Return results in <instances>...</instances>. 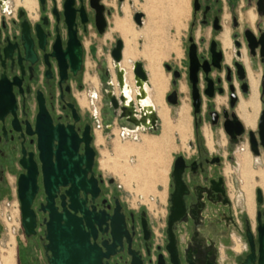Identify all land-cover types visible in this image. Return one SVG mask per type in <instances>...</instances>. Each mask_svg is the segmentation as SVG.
<instances>
[{
    "label": "flooded vegetation",
    "instance_id": "1",
    "mask_svg": "<svg viewBox=\"0 0 264 264\" xmlns=\"http://www.w3.org/2000/svg\"><path fill=\"white\" fill-rule=\"evenodd\" d=\"M98 4L103 6V23L97 24L96 15L99 11L95 7L96 0H0V201L15 199L20 217L17 193L19 177L27 175L22 180V186L34 187L31 204L34 232L25 236L22 228L20 229L18 235L21 239L17 250L16 247L14 249V264L23 262L19 246L25 249L28 257L25 264H48L46 255L49 252L45 253L44 250V223L48 221L49 213L41 208L46 205L45 183L52 181V165L56 160L54 152L58 141L51 138L54 132L63 138L62 131L65 128L74 135L78 156L84 155L87 140L94 152L90 170L86 173V181L90 182L93 189L87 194L79 191L76 199L82 201L87 213L92 216L89 241L102 254L101 264H129L131 261L133 264H226L229 256H232L234 264H242L251 250L254 254L252 264H257V228L259 224H264V211L255 209L253 193L256 189L261 190L260 204L256 203L255 195V203L261 206L264 203V186L254 178L252 212H249L245 194L241 190L238 156L248 154L250 167L254 171L262 170L264 166L253 168L247 145L241 147L243 143L247 144V133L250 130L256 131L257 117L253 128L246 127L238 117L236 109L241 99L247 100L249 83L247 93L242 94L241 82L237 81L231 67L236 60L234 42L242 43L246 30L256 33L255 26L258 22L263 27L264 19L259 20L256 14L257 0H190L186 58L189 46L194 44L200 62H210L212 52L221 53L222 69L220 72L210 69L208 76L214 84V96L210 99L203 95L204 75L201 71L198 73L197 87L202 103L200 114L193 116L194 140L192 142L189 139L187 143L191 153L189 156L177 154L172 160L170 183L165 192L162 205L164 213L161 215H158L157 208L148 211L146 207L133 206L132 201L122 200L117 193L119 186L102 174L100 166L97 167V151L94 146L97 135L104 142L103 131L113 129L114 124H122L119 128H114L119 130L121 140L131 139L133 143H139L141 136H145L142 134L146 131L157 133L158 122L160 125L155 105H148L155 117L153 126L147 119L142 120L135 107L134 114L126 116L137 122L133 124L119 119V112L115 114L106 97L111 89L116 97L118 95L116 81L114 83L111 79L114 71L110 52L115 42L122 40L121 38L113 37V41L103 48V55L109 57L111 72L104 64H100L98 68L86 66V59L91 61L95 55L96 39H102L112 28L111 10L102 0ZM28 6H31V10ZM249 13L254 16L252 24L247 20ZM224 34L227 37L225 45L222 42ZM123 50L124 42L122 53ZM239 51L242 62L243 58L246 59V66L243 62L246 75L247 68L254 72L249 67L245 49ZM256 63L259 64L257 59L254 60L255 65ZM227 66L232 69L230 82L226 81L224 71ZM175 70L179 72V78L173 86L172 72ZM185 71L191 105L188 58ZM167 72L171 73V89L166 97L175 90L176 105H180V94H185L186 90L183 84L184 92L181 93L178 89L181 71L170 67ZM86 75L96 81L95 87L85 81ZM217 78L221 80L219 84L216 83ZM132 84L134 88V83ZM149 86L147 75L144 93L145 87ZM229 86H232L233 94L237 97L233 108L229 106ZM217 88H222L224 92L218 95ZM258 89L260 90L259 83ZM99 94L104 103H101L98 110L95 103ZM82 96L86 100L83 107L78 101ZM146 99L145 93L144 100ZM184 99L186 101L185 97ZM130 100L134 102V97ZM148 101L150 102L149 98ZM224 111L227 114L233 111L243 124L244 133L237 138V144L230 143V138L222 129V124L230 119L229 115H224ZM93 125L96 129H93ZM204 129L208 133L207 138ZM213 132L218 136L222 134L226 145L215 142ZM147 135L152 137L151 134ZM259 149L262 153L261 148ZM235 150L239 152L233 167L237 173V197L242 200L243 212L235 208L223 173L224 160L229 161ZM177 157L182 158V163H178L179 166L182 165L179 214L168 225L170 197L175 190L171 172ZM224 172L228 175L229 169L226 168ZM61 181L64 182V179ZM69 186L70 183L66 186L57 184V190L50 197L55 213L62 212V202L68 207L65 191ZM158 203L159 201L156 202ZM75 216L80 217V213L76 212ZM82 223L84 225L83 221ZM233 234L238 236V240L231 237ZM169 244L171 252L167 248ZM233 253L236 255L233 256Z\"/></svg>",
    "mask_w": 264,
    "mask_h": 264
},
{
    "label": "water",
    "instance_id": "2",
    "mask_svg": "<svg viewBox=\"0 0 264 264\" xmlns=\"http://www.w3.org/2000/svg\"><path fill=\"white\" fill-rule=\"evenodd\" d=\"M99 0H96V9L99 11L96 15V23H103L102 11L103 6L98 4ZM121 1V0H119ZM42 2V0H40ZM256 14L259 20L264 19V0H257L256 4ZM143 14L141 12H134L132 15V20L136 26L142 25ZM256 33L246 30L244 31V40L242 43L234 42V47L236 48V60L232 64L233 72L235 73L237 81L241 82L240 89L242 94L247 93V75L246 68L242 62L240 49L244 48L246 51V56L248 58V64L252 71L256 70V65L254 60H258L261 67L260 71V81H259V102L261 108L259 110L258 119L256 123V131L250 130L247 133V147L249 152L253 157H258L260 155V149L264 154V29L262 25L258 22L255 26ZM191 41V39H190ZM214 44V43H212ZM122 40H117L110 52V58L112 61V66L116 68V65L120 63L122 59ZM188 58V82L190 84V96H191V108L193 116H198L201 110V97L197 87L198 84V73L201 71L204 75L203 81L205 82V89L203 95L206 98H213L214 96V84L213 80L208 76L210 69H214L220 72L222 67L220 65L222 60L221 53H211L210 62L199 61L196 55V47L191 44L188 48L187 53ZM163 68L166 71H170V66L165 64ZM232 69L227 66L224 68L226 73V81L230 82V74ZM132 74L135 81L145 82L146 72L144 70L143 64L140 61L133 62ZM172 85L176 84V79L179 78V72H172ZM220 79H216V83H220ZM113 89L108 91L106 94L107 99L115 114L119 112L118 118L124 119L130 123H133L130 119L125 116L126 108L123 107L122 95H117L112 92ZM230 92V108L234 107L236 96L233 94L232 86L228 87ZM112 92V93H110ZM216 92L221 95L224 90L222 88H217ZM166 102L170 105L177 104V94L176 91H172L167 97ZM212 115H216L212 113ZM224 115H229L230 119L222 124V129L224 133L230 138V143L237 144V138L244 133L243 124L238 120L236 114L232 111L227 114L224 111ZM155 117L153 115L151 119V126L154 125ZM134 124V123H133ZM63 138H60L56 132H54L51 140L58 141V145L55 147V163L52 165L53 177L50 183H45V192L47 194L46 205L41 209L43 211H48V221L45 224V241L44 245L46 260L48 264H101L102 254L99 249L92 245L89 241L91 235L93 219L86 211V208L82 204V201H78L77 194L81 191L83 194L91 192L93 186L90 182L86 181V173L90 170L92 164V158L94 152L88 146V140L85 142V153L82 156L76 154L77 142L74 139V135L68 128L63 131ZM82 140V139H81ZM182 158L177 157L173 170L171 172V177L173 184L175 186L174 192L171 194L168 216V225L175 219L177 214H179V184L180 176L182 172ZM84 165V169L82 166ZM26 176H20L18 180V199H19V210H20V223L21 228L25 236L31 235L34 231V215L31 209L32 198L34 195V187L32 185L22 186V180ZM64 179V182L61 181ZM58 180L57 182H55ZM70 183V186L65 191V195L68 196V207L66 208L64 202H62V212L55 213L52 207V202L50 197L57 190V184L66 186ZM256 203L260 204L262 202L261 190H255ZM71 211L72 213H70ZM79 212L80 217H76L75 213ZM84 222V225L82 223ZM85 226V228H84ZM247 237L250 240V235L247 233ZM257 242H258V257L257 264H264V224H259L257 228ZM168 250H172L170 244L168 245ZM171 252V251H170ZM254 260V254L251 250L250 254L247 256L246 260L242 264H252ZM129 264H133L131 261Z\"/></svg>",
    "mask_w": 264,
    "mask_h": 264
},
{
    "label": "rangeland",
    "instance_id": "3",
    "mask_svg": "<svg viewBox=\"0 0 264 264\" xmlns=\"http://www.w3.org/2000/svg\"><path fill=\"white\" fill-rule=\"evenodd\" d=\"M132 2V4H130ZM115 9L114 17L116 16H122V9L124 5H128L129 7V13H130V23L134 27L135 30H142L146 29L147 27H154L158 28L159 31H151L150 35L153 37H156L157 39H160V57H161V69L162 71L169 75L168 85H167V91L169 92L171 89V73L167 72L163 65L167 64L173 69H177L181 71L182 77L178 81V89L180 84H183L186 87V31L188 29V24L190 21V15H191V7H190V0H137L134 2V0H110L109 2ZM142 12L143 18H142V25L136 26L135 23L132 20V15L134 12ZM178 17V18H177ZM137 34L131 33L130 36L133 39ZM119 38L122 39L124 42L122 36H119ZM145 39L146 37L143 36ZM129 45H132L131 42L128 43ZM135 48L137 51L141 50L143 39L141 37H138L137 40H135ZM126 46V45H125ZM128 46V45H127ZM165 52L170 53L168 56H164ZM141 56V55H140ZM140 56H137L135 53V57L133 58V61H140L143 66L145 65V60L141 58ZM255 73L256 70L254 71ZM260 74V72L258 73ZM87 82H89L88 77L85 78ZM90 83V82H89ZM91 84V83H90ZM93 86V84H91ZM95 87V86H94ZM97 90H99V87H97ZM100 91V90H99ZM167 92V93H168ZM100 94L99 98L95 103L96 109L101 108V103H104L102 100H100ZM186 98V101L188 104V116H189V133L186 139H182L180 135L176 132L171 133V138L168 145V153L165 156L164 162L160 165L156 164L155 160H151L152 166L155 170V173L158 175V181L154 182L150 188H147L146 191H140V188H144L142 185L147 184V181L150 180V175H148L145 171L142 174L141 173H132L131 176H128L127 173L123 171V167L127 166L129 168L136 169L139 166V156L135 153H130L126 155L123 158L118 159V164L116 168L113 166L112 162L107 161L110 168H102L100 170L102 174L105 177H109L112 179L113 183L119 188H117V193L119 194L120 198L122 200L126 201H132L133 206H143L146 207L148 211H153L154 208H157L158 215H161L164 213V199H165V188L166 185L170 183V171H171V163L175 155L177 154H184L185 156H189L191 151L189 150V146L187 145L188 140L193 142V113L192 108L190 105V98H189V91L186 87L185 94H180L179 100H182L183 98ZM264 100V96L262 97ZM168 106V117L170 120V123L172 126H175L177 124V110L178 105L176 106ZM261 108V104L259 103V110ZM258 110V114H259ZM85 113V112H84ZM258 119V115H257ZM256 119V120H257ZM122 126V124H114V128H119ZM208 126V125H207ZM93 129H96V126L93 125ZM111 129L109 131H103V137L104 142L102 145H96L94 140V146L97 151V167L99 168V164L102 167V162L106 161L108 157H113V148L114 144L116 142L118 144H136L140 145L143 141H156L157 138L161 135V122L159 125H157V133H148L147 131L142 134L145 136H141V141L139 143H133L131 139L127 140H121L119 138V130L118 129ZM113 130V135H112ZM147 134H151L152 137L148 136ZM117 135V136H116ZM214 140L215 142H218L222 145H226V141L224 140V137L222 134L218 136L217 134H214ZM191 137V138H190ZM139 141V137H138ZM246 144L243 143L241 147H244ZM106 152L105 156L102 157L100 154L101 152ZM239 152V150H235L233 154L230 155L229 161L224 160V169L223 173L226 177L229 194L230 197L233 199V204L235 208L241 212L245 211L243 207L242 200L238 199L237 193L239 189V182L237 178V173L233 167V162L236 160V154ZM135 156V157H134ZM257 158V159H256ZM251 157L252 160V167H263L264 166V154L261 153L258 157ZM99 162V163H98ZM229 169L228 175L225 174V169ZM251 168V167H250ZM100 169V168H99ZM158 169V170H157ZM258 170V169H257ZM254 171V170H253ZM256 171V170H255ZM241 179V178H240ZM151 181V180H150ZM163 187V191L158 193L160 190L159 187ZM233 194V195H231ZM140 195L143 196L141 199ZM159 198H158V197ZM159 201L158 204L156 202ZM253 202L255 205L256 210L264 211V203L259 206L255 203V193H253ZM252 219V218H251ZM8 237V238H7ZM14 237V242H13ZM13 237L11 235H7L3 228L1 227L0 230V264H14V249L17 245L19 239L18 233L13 234ZM234 240H238V236L236 234H233L231 236ZM231 247L234 248V245L231 244ZM19 253L22 257V264H25L28 260V257L26 256V251L22 246H19ZM233 256L236 254L233 253ZM10 260V261H9ZM228 262L226 264H234V260L232 256L228 257Z\"/></svg>",
    "mask_w": 264,
    "mask_h": 264
},
{
    "label": "bare ground",
    "instance_id": "4",
    "mask_svg": "<svg viewBox=\"0 0 264 264\" xmlns=\"http://www.w3.org/2000/svg\"><path fill=\"white\" fill-rule=\"evenodd\" d=\"M28 8L31 10V6H28ZM247 20L252 24L254 20V16L249 13L247 15ZM118 24L119 23H116L114 25L115 28H118ZM226 39H227L226 34H224L222 36V42L224 45L226 44ZM153 45H154L153 43H150L146 46H149L152 48ZM140 55L147 61V71H148V75L150 79V86L148 88L145 87V93H146V98H147L146 100H144L145 99L144 86L147 85V74H146L145 82H140L137 80L135 81L134 76L132 74L133 63L131 61L135 57V51L133 52V50L127 48L126 46L122 53V59H121L122 62L120 61L121 64L118 63L116 65V68H114V65L112 66L113 71H114V76L112 75V81L113 82L116 81L118 95H122L123 97L122 106L126 108L125 116L127 115L131 116L132 114H134L133 112H134V107H135L139 111L142 120L145 118L148 120L150 124L154 113L152 111L151 106H148V105L150 104L155 105L157 115L161 122V135L157 138L156 141H150V142L143 141L142 144H140L139 146L136 144H129L127 142L124 144H118L116 142L113 148L114 156L110 158L108 157L106 161L102 162V167L110 168V166L107 163V161H109V162H112L113 166L116 168L118 164V159L123 158L130 153L137 154L139 156V160H138L139 166L136 169L124 166L123 171L127 173L128 176H131L132 173L138 172L142 174L143 172L147 171L146 173L150 175L149 178L151 181L148 180L147 184L142 185L144 187V188H140V191L142 193V191L143 192L146 191V189L150 188L154 182L158 181V175L155 173L156 169L153 168L152 163L150 161L155 160L156 164L158 165L164 162L165 156L168 153V145H169V141L171 138V133L176 132L180 135L182 139L187 138L188 133H189V128H188V123H189L188 112L189 111H188V105L186 104L185 99L183 98L177 110V124L175 126L171 125L169 117H168V112H169L168 108L164 105L163 102L160 103L158 100H156V96H159V92L162 86V79L159 77V74H157V70H158L157 65L159 63V60L157 59L156 61L157 65H156L154 62V59L152 57H148L145 50L141 51ZM243 62L246 66L245 58H243ZM124 71L126 74H124ZM247 75H248V83H249V95L247 97V100L245 101L242 99L240 100L237 106L236 112H237L238 117L241 119V121L244 123L246 127L253 128L255 124V119L257 117L258 109H259V102H258L259 76L257 73L251 72L248 68H247ZM88 79H89V82L93 84V86H96V81L93 78L88 77ZM132 82L134 83L135 89L133 88ZM179 91L181 93L184 92V87L182 84H180ZM133 97H134V102L130 100V99H133ZM148 98L150 102L148 101ZM78 101L81 107L86 105V100L84 99L83 96L79 97ZM140 103H142L141 106H140ZM132 122H134L135 124L137 123L135 121H132ZM203 132H204L205 137L207 138L208 133L206 129H204ZM97 137L98 139H100L99 135H97ZM238 159L240 162V172L239 173H240V178H241V190L244 192L245 197H246L247 209L249 212H252V189L254 186V178H257L259 180V183L263 187L264 186V169L262 170L258 169L256 171H253L250 168V159H249L248 154L239 155ZM11 236L13 237V235ZM13 242H14V237H13Z\"/></svg>",
    "mask_w": 264,
    "mask_h": 264
},
{
    "label": "crops",
    "instance_id": "5",
    "mask_svg": "<svg viewBox=\"0 0 264 264\" xmlns=\"http://www.w3.org/2000/svg\"><path fill=\"white\" fill-rule=\"evenodd\" d=\"M102 1L106 5V7H108L111 10V13H112L111 15L112 16H111L110 24H111L112 28L110 27L111 28L110 32L107 35H105L102 39H96V52H95V55L93 57V60H91V61H89L88 58L86 59V66L89 67V68H94L96 66V68H98L100 64L101 65L104 64V66L111 72V69H110V66H109V61H108L109 57L107 55L106 56L103 55V53H102L103 52V48L105 46L109 45L113 41V37L122 36V38L124 40V49H125V45H126L127 48L133 50V52L135 51L137 56H140L141 51L145 50L147 55H148V57H152L154 59V62H155L156 65H157V63H156L157 59L159 60V63L157 65V69H158L157 70V74H159V77L162 79V86H161V90L159 92V96H156V100H158L160 103L163 102L164 105L166 106V95H167V92H168L167 91V89H168L167 85H168L169 75L165 74L162 71V69H161V57H160V46H159L160 45V39H157L156 37H153V36L150 35L151 31L158 32L159 29L158 28H154V27L153 28L152 27H150V28L147 27L146 29H142L140 31L135 30L134 27L132 26V24L129 21L130 13H129L128 5L127 6L126 5L123 6V9H122L123 15H122V17H114L115 9L109 3L110 0H102ZM135 1H137V0H134V2ZM130 4H132V2H130ZM116 23H119L118 24V28H115V26H114ZM263 29H264V24H263ZM130 32L131 33H136L137 35L135 37H133V39H132L131 36H130ZM143 36L146 37V38L144 39ZM138 37H141L143 39V44H142V47H141L140 51L136 50V48H135L136 46L134 44L135 40H137ZM130 42H131L132 45L128 44ZM150 43L154 44L152 48L149 47V46H146V45H148ZM169 54L170 53L165 52L164 56H166V55L168 56ZM140 57L143 58L142 56H140ZM131 61H133V59ZM110 64H111V61H110ZM144 69H145V71L147 72V75H148L147 61L146 60H145ZM260 71H261V67H260V65L258 63H256V72H257V74ZM87 76L88 75H86V77ZM258 76H259V74H258ZM88 77H90V76H88ZM148 81H149V85H150L149 75H148ZM258 81H259V79H258ZM222 98L224 99L225 97H222ZM156 106H158V105H156ZM102 144H103L102 139H98L97 138L96 139V145H102ZM105 153L106 152L102 151L100 155L102 157H104ZM250 164H251V161H250ZM99 166H100V164H99ZM102 168L103 167L100 166V169H102ZM167 187H168V185H166L165 192L167 191ZM159 188H160V190L158 191V193L163 191V187L160 186ZM140 197L143 198L142 195H140Z\"/></svg>",
    "mask_w": 264,
    "mask_h": 264
},
{
    "label": "built area",
    "instance_id": "6",
    "mask_svg": "<svg viewBox=\"0 0 264 264\" xmlns=\"http://www.w3.org/2000/svg\"><path fill=\"white\" fill-rule=\"evenodd\" d=\"M0 226L7 235L19 233L21 229L18 203L15 199L0 201Z\"/></svg>",
    "mask_w": 264,
    "mask_h": 264
},
{
    "label": "trees",
    "instance_id": "7",
    "mask_svg": "<svg viewBox=\"0 0 264 264\" xmlns=\"http://www.w3.org/2000/svg\"><path fill=\"white\" fill-rule=\"evenodd\" d=\"M0 230H1V226H0Z\"/></svg>",
    "mask_w": 264,
    "mask_h": 264
}]
</instances>
